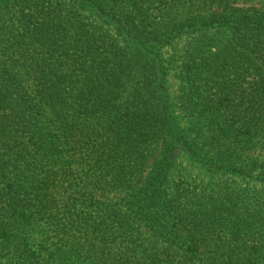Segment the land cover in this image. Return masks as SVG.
I'll return each mask as SVG.
<instances>
[{"label": "trees", "instance_id": "obj_1", "mask_svg": "<svg viewBox=\"0 0 264 264\" xmlns=\"http://www.w3.org/2000/svg\"><path fill=\"white\" fill-rule=\"evenodd\" d=\"M257 149L264 0H0V264H264Z\"/></svg>", "mask_w": 264, "mask_h": 264}, {"label": "rangeland", "instance_id": "obj_2", "mask_svg": "<svg viewBox=\"0 0 264 264\" xmlns=\"http://www.w3.org/2000/svg\"><path fill=\"white\" fill-rule=\"evenodd\" d=\"M241 4V3H240ZM195 14H198V12L196 11ZM167 56V54H166ZM169 92L172 96V98H174V102L177 103V94L179 92V81L178 79L174 76V75H170L169 76ZM253 155L256 157H264V151H261V150H256ZM191 161L187 158L184 159V164L186 166H190V173L194 176V181L195 183H197L198 181L200 182H208L212 176L207 172L205 171L204 169H202L198 164H193V165H190Z\"/></svg>", "mask_w": 264, "mask_h": 264}]
</instances>
